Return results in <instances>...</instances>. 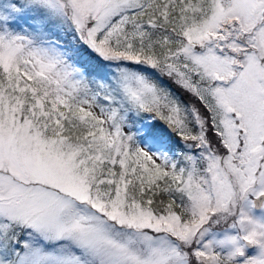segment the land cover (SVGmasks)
<instances>
[{"label":"snow or ice","instance_id":"snow-or-ice-1","mask_svg":"<svg viewBox=\"0 0 264 264\" xmlns=\"http://www.w3.org/2000/svg\"><path fill=\"white\" fill-rule=\"evenodd\" d=\"M0 264H264V0H0Z\"/></svg>","mask_w":264,"mask_h":264}]
</instances>
